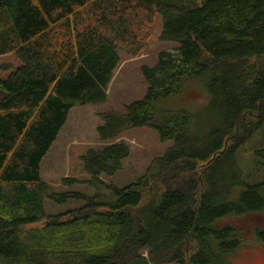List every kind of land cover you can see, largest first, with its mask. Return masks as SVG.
Instances as JSON below:
<instances>
[{"label": "trees", "instance_id": "16d2710c", "mask_svg": "<svg viewBox=\"0 0 264 264\" xmlns=\"http://www.w3.org/2000/svg\"><path fill=\"white\" fill-rule=\"evenodd\" d=\"M162 51L143 66L141 100L100 115V150L82 159L95 192L54 193L42 160L74 106L103 104L121 64L137 56L156 16ZM2 29V30H1ZM20 66L0 78V258L7 264H229L250 238L225 218L264 211V180L240 169L264 128V0H0V56ZM199 80L197 112L157 108ZM152 128L173 142L136 183H106L130 156L124 132ZM264 159V141L255 150ZM263 163V162H262ZM82 204L46 216L45 201ZM76 206V205H75ZM43 227L25 231L27 226ZM253 239L264 245V230Z\"/></svg>", "mask_w": 264, "mask_h": 264}, {"label": "rangeland", "instance_id": "374dc122", "mask_svg": "<svg viewBox=\"0 0 264 264\" xmlns=\"http://www.w3.org/2000/svg\"><path fill=\"white\" fill-rule=\"evenodd\" d=\"M162 20L156 16L151 36L147 37L146 49L137 56H131L125 50H120L121 64L118 65L112 81L108 87L107 101L103 104L75 107L69 115L68 121L56 143L50 149L41 165L43 181L51 187L54 193L78 191L88 196L95 194L94 190L85 184L72 188L63 186L64 178H75L86 181L89 177L84 172L82 159L91 150H100L108 142H101L98 136V128L102 125L100 115L116 111L126 113V107L146 94L147 83L143 78L142 67H154L158 62V56L162 51H171L178 46L175 43L160 41L162 32ZM2 30V29H1ZM20 62L13 54L0 56V78H6ZM199 80L189 81L183 92L171 99L157 102V108L185 109L197 112L204 107L207 101V91ZM1 96V94H0ZM264 141V128L261 129L242 150L240 157V169L244 180L249 183L264 180V159L256 156L255 150L261 147ZM116 142H125L130 147V156L124 161L123 169L112 177L102 179L118 188H125L137 182L151 167L152 162L161 157L173 146V142H163L158 133L152 128L131 129L120 135ZM263 162V163H262ZM81 202H69L58 205L46 200V216H51L71 208L77 207ZM76 205V206H75ZM220 225H233L241 231L246 238H250L238 251L229 255V264H264V245L253 239L255 228L264 230V211L258 215H246L238 218H225ZM42 228L40 224L27 226L24 230ZM0 264H7L0 258Z\"/></svg>", "mask_w": 264, "mask_h": 264}, {"label": "crops", "instance_id": "0c3cea01", "mask_svg": "<svg viewBox=\"0 0 264 264\" xmlns=\"http://www.w3.org/2000/svg\"><path fill=\"white\" fill-rule=\"evenodd\" d=\"M15 69H16V68H15ZM75 107H78V106H74V108H75ZM79 107H82V106H79ZM74 108H72L71 111H72ZM71 111H70V112H71ZM65 125H66V124H65ZM63 128H64V127H63ZM61 132H62V130L60 131V133H61ZM58 134H59V133H58ZM58 137H59V135H58ZM57 139H58V138H57ZM56 141H57V140H56ZM55 143H56V142H55ZM55 143H54V144H55ZM54 144H53V145H54ZM53 145H52V147H53ZM52 147H51V149H52Z\"/></svg>", "mask_w": 264, "mask_h": 264}]
</instances>
